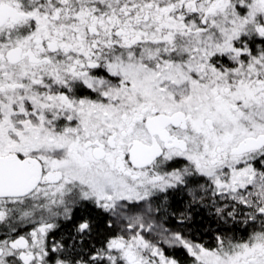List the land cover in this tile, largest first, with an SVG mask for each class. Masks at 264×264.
Wrapping results in <instances>:
<instances>
[{
	"label": "snow or ice",
	"instance_id": "snow-or-ice-1",
	"mask_svg": "<svg viewBox=\"0 0 264 264\" xmlns=\"http://www.w3.org/2000/svg\"><path fill=\"white\" fill-rule=\"evenodd\" d=\"M0 264H264V0H0Z\"/></svg>",
	"mask_w": 264,
	"mask_h": 264
}]
</instances>
